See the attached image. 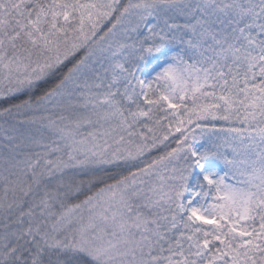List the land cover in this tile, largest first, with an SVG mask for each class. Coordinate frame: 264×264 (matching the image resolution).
I'll list each match as a JSON object with an SVG mask.
<instances>
[{
	"label": "snow or ice",
	"instance_id": "obj_1",
	"mask_svg": "<svg viewBox=\"0 0 264 264\" xmlns=\"http://www.w3.org/2000/svg\"><path fill=\"white\" fill-rule=\"evenodd\" d=\"M0 264H264V0H0Z\"/></svg>",
	"mask_w": 264,
	"mask_h": 264
}]
</instances>
